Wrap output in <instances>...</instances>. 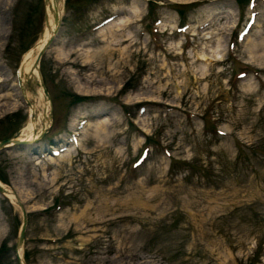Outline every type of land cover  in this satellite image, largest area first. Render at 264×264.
<instances>
[{
    "label": "rangeland",
    "instance_id": "374dc122",
    "mask_svg": "<svg viewBox=\"0 0 264 264\" xmlns=\"http://www.w3.org/2000/svg\"><path fill=\"white\" fill-rule=\"evenodd\" d=\"M59 9L48 120L0 150L25 264H264V0ZM44 26L43 0H0V140L44 111L11 86ZM21 219L0 194V264H18Z\"/></svg>",
    "mask_w": 264,
    "mask_h": 264
},
{
    "label": "bare ground",
    "instance_id": "6f19581e",
    "mask_svg": "<svg viewBox=\"0 0 264 264\" xmlns=\"http://www.w3.org/2000/svg\"><path fill=\"white\" fill-rule=\"evenodd\" d=\"M62 3H63V0H47V2L45 3L46 20H45V26L42 32V36L32 48L28 49L23 54L20 67L17 73L18 77H16L12 82L11 86L15 87V91L17 89L16 95L20 94L19 91H21L25 99H27V96H28L27 89H26L27 85H36V87L39 88V94L45 96L44 93L42 94L43 88L39 85V82L42 80L38 73V69L34 66V61H35L38 51L41 49V47L44 45L48 37L51 35V31L55 28L54 14L56 13L57 10L58 12H60L59 5ZM198 59L201 60L202 57L201 58L198 57ZM89 78L93 79L92 76L83 77L85 81H92ZM27 82H30V83L28 84ZM74 90L82 94L89 93L88 90L80 88L79 86L78 87L75 86ZM43 99L45 100L44 111L39 117L37 118L32 117L29 119V123L27 124V127L24 129V131L26 132L23 133L22 136L17 137L18 139H20V141H23V142L20 144H16V145L18 146H23L27 144L30 145L32 141L35 140L36 137L38 136L35 134L36 133L35 128H37L38 123L41 121L44 123V125L46 124L48 120V116H47L48 114L46 111L48 110V107L50 106V104L48 102L47 97H44ZM33 110H34V106L33 105L29 106V112L33 113ZM77 124H79V122ZM70 125L73 126L72 123H70ZM5 186H7L8 188V192L5 195L10 200H13V199L18 200L17 195L12 189V187L8 185H5Z\"/></svg>",
    "mask_w": 264,
    "mask_h": 264
},
{
    "label": "water",
    "instance_id": "95a60500",
    "mask_svg": "<svg viewBox=\"0 0 264 264\" xmlns=\"http://www.w3.org/2000/svg\"><path fill=\"white\" fill-rule=\"evenodd\" d=\"M44 4L47 2V0H43ZM45 20H46V15H45ZM54 22H55V28L51 31V35L48 37V39L46 40V42L44 43V45L41 47V49L38 51L35 61H34V66L38 69V73L40 75V70H39V63H40V59L42 58L44 52L48 49V47L50 46L53 37L56 34L57 31V27L59 26V22H60V15L58 10L56 11V13L54 14ZM28 84L30 82H27ZM39 85L43 88V92L45 95H47V90L44 88V84L42 81L39 82ZM23 141H20V139L18 138H7V139H3L0 140V150L10 146V145H16V144H20ZM8 192V188L7 186H3V184L0 183V193H5ZM19 202V207L21 210V224L19 227V232H18V236L16 239V243H15V251H16V257L18 260L19 264H25L24 260L22 259L21 255L19 254V248L22 246L23 244V240L25 237V228H26V223H27V218H26V212L24 207L20 204Z\"/></svg>",
    "mask_w": 264,
    "mask_h": 264
},
{
    "label": "trees",
    "instance_id": "16d2710c",
    "mask_svg": "<svg viewBox=\"0 0 264 264\" xmlns=\"http://www.w3.org/2000/svg\"><path fill=\"white\" fill-rule=\"evenodd\" d=\"M241 1V0H238V2ZM81 98V97H80Z\"/></svg>",
    "mask_w": 264,
    "mask_h": 264
}]
</instances>
